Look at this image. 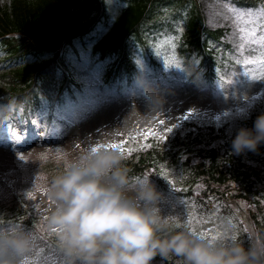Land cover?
Listing matches in <instances>:
<instances>
[{
	"label": "clouds",
	"instance_id": "obj_1",
	"mask_svg": "<svg viewBox=\"0 0 264 264\" xmlns=\"http://www.w3.org/2000/svg\"><path fill=\"white\" fill-rule=\"evenodd\" d=\"M14 98L0 96V117ZM251 110L243 117L251 118ZM264 145V110L251 126L240 124L231 139L234 154ZM124 153L89 146L65 154L64 167L48 182L49 223L67 264H153L159 255L182 264H264V234L245 242L230 218L220 220L215 238L171 225L160 213L164 192L150 176L133 179ZM36 240L22 224L0 225V264H24Z\"/></svg>",
	"mask_w": 264,
	"mask_h": 264
},
{
	"label": "rangeland",
	"instance_id": "obj_2",
	"mask_svg": "<svg viewBox=\"0 0 264 264\" xmlns=\"http://www.w3.org/2000/svg\"><path fill=\"white\" fill-rule=\"evenodd\" d=\"M205 13L209 21L217 23L222 20L229 27L231 31L229 34V41L231 42L230 58H239V55H243L247 58L258 59L264 57V34L260 28L262 22H264L263 13H249L242 12L239 8L234 6H228L223 3L222 0H205ZM253 46V48H250ZM181 73V62L176 69ZM240 71V72H239ZM182 76H179V80H182ZM230 80L232 85L225 83L223 87L224 94L231 95L230 98L221 100L220 107L231 106L232 98H241L243 92L255 91L260 85H264V64L260 63L257 67L249 66L245 63L241 68L238 66L230 73L225 74L223 81ZM86 81H90L91 77H85ZM188 84L182 80L181 86L183 90H189L186 88ZM222 87V88H223ZM189 92V91H188ZM204 95H189L184 96L187 102V107L204 108L214 107L219 110L216 103L211 102ZM87 106L80 110L78 114L79 121L74 125H69L64 128L65 131L70 133H86L87 131L96 130L97 128L109 126L112 130L117 127L126 128L131 120L136 117H143L145 114H149L146 110L153 111L151 106L139 103L121 110L122 104L109 97L102 99L93 98ZM220 111V110H219ZM70 135V134H69ZM168 200L165 198L161 201L160 213L161 215H168L173 212L167 206ZM221 217H208L204 218L200 222H196L194 229L197 232H202L205 235L215 238L217 235V228Z\"/></svg>",
	"mask_w": 264,
	"mask_h": 264
},
{
	"label": "trees",
	"instance_id": "obj_3",
	"mask_svg": "<svg viewBox=\"0 0 264 264\" xmlns=\"http://www.w3.org/2000/svg\"><path fill=\"white\" fill-rule=\"evenodd\" d=\"M35 15H40L44 18L38 22H34ZM15 20V25H18L21 30L30 35H36L35 32L41 29H67L61 11L52 7L50 4L45 5L42 9L37 11L27 10L24 17H22L20 13L18 17L17 11L15 12ZM51 34H55V32H51Z\"/></svg>",
	"mask_w": 264,
	"mask_h": 264
},
{
	"label": "snow or ice",
	"instance_id": "obj_4",
	"mask_svg": "<svg viewBox=\"0 0 264 264\" xmlns=\"http://www.w3.org/2000/svg\"><path fill=\"white\" fill-rule=\"evenodd\" d=\"M262 62H264V58H262ZM88 104H91V103L81 104L80 107L87 106ZM75 111H76V109H74V108H69V109L66 111L65 115L63 116V119H65V120H67L68 122H70V121H71V118H72V116H73V114H74ZM188 111H189V113H191V112L195 111V109H189ZM245 111H246L245 108H239V109H238V112L241 113V114L245 113ZM215 119H216V120H219L220 118H219V116H217V117H215ZM160 123H163V121H160ZM174 126H175V125H173V127H174ZM165 131H167V132H171V131H172V127L166 128ZM147 134H148L149 136H155V135H156V133H155L154 131H149ZM108 147H117V145H115V144H110V145H108ZM96 148H99V146H97ZM129 151H131V149H129ZM21 156H23V153H21ZM137 179H139V178H137ZM192 230H193V231H196V229H194V228H193ZM202 234H204V233H202ZM217 235H218V233H217ZM26 259H27V258H26Z\"/></svg>",
	"mask_w": 264,
	"mask_h": 264
}]
</instances>
